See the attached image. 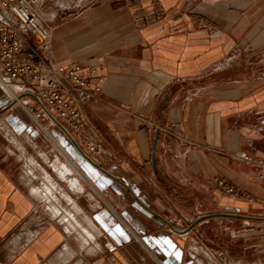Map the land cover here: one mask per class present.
<instances>
[{
	"label": "crops",
	"instance_id": "1",
	"mask_svg": "<svg viewBox=\"0 0 264 264\" xmlns=\"http://www.w3.org/2000/svg\"><path fill=\"white\" fill-rule=\"evenodd\" d=\"M59 1L37 0L45 55L84 64L90 89L104 77L84 110L116 157L0 88V264H264V0ZM52 182L90 243L51 210Z\"/></svg>",
	"mask_w": 264,
	"mask_h": 264
},
{
	"label": "built area",
	"instance_id": "2",
	"mask_svg": "<svg viewBox=\"0 0 264 264\" xmlns=\"http://www.w3.org/2000/svg\"><path fill=\"white\" fill-rule=\"evenodd\" d=\"M78 1L80 6L84 0ZM36 4L37 0H0V88L41 129L47 130L48 113L55 114L80 135L89 152L116 157L101 143L99 132L84 110L86 101L100 96L104 77L97 76V85L90 89L88 79L81 74L84 64L65 65L46 57L51 52L49 25ZM102 67L92 64L88 69L96 74ZM216 183L228 195L254 200L224 179ZM103 195L107 200L109 191ZM206 255L211 261L215 258L207 251Z\"/></svg>",
	"mask_w": 264,
	"mask_h": 264
},
{
	"label": "bare ground",
	"instance_id": "3",
	"mask_svg": "<svg viewBox=\"0 0 264 264\" xmlns=\"http://www.w3.org/2000/svg\"><path fill=\"white\" fill-rule=\"evenodd\" d=\"M5 92V91H4ZM6 93V92H5ZM7 94V93H6ZM44 131H46V129H44ZM6 133V132H5ZM53 140V139H52ZM55 142V141H54ZM53 142V143H54ZM56 146L60 149V151L66 156V158L69 160L70 164L72 165V167L77 170H79L78 164L68 155L66 154V152H64V150L62 149V147H60L57 143ZM63 174L65 176H67L68 178L70 177V182L71 184H75L76 183V178L74 177V175H72V171H68V172H63ZM48 178V177H47ZM52 178V177H51ZM63 179V178H62ZM49 180V179H48ZM54 180V179H53ZM50 181V180H49ZM75 181V182H74ZM46 183V182H45ZM49 184V183H48ZM56 186L55 182H52V186L47 188V191L45 192V198H47V201H49L50 206H51V210L54 212V214H60L62 215V217L66 220L67 222V226H70L72 229L78 231L80 234H82L84 236V238H86L87 242L90 243V240H92L93 238H95L94 234L89 232L88 229L83 225V220H85L83 218V220H81L80 218L76 217L73 214H67L68 212L66 211V207L64 208L61 205V201L62 198L60 196H58L57 194L52 193V189ZM59 187V186H57ZM37 190V189H36ZM35 190V191H36ZM49 190V191H48ZM55 190V189H53ZM54 192V191H53ZM59 192V191H58ZM56 193V192H55ZM62 194V193H61ZM63 197H65V199L71 203L74 206V202L72 197L65 193L63 194ZM42 198V197H41ZM47 203V202H46ZM75 207V206H74ZM71 210V209H69ZM68 210V211H69ZM77 210L79 211V209L77 208ZM83 213V212H82ZM55 216V215H54ZM83 216V215H82ZM86 216V214H85ZM80 219V220H79ZM90 220V219H89ZM63 222V221H62ZM92 224V223H91ZM85 240V239H84ZM93 241V240H92ZM199 248V247H198ZM203 250V249H202ZM203 252V251H202Z\"/></svg>",
	"mask_w": 264,
	"mask_h": 264
},
{
	"label": "rangeland",
	"instance_id": "4",
	"mask_svg": "<svg viewBox=\"0 0 264 264\" xmlns=\"http://www.w3.org/2000/svg\"><path fill=\"white\" fill-rule=\"evenodd\" d=\"M59 2H60V5L62 6V8H69L68 6H70L71 4L75 6V7H74L75 9L80 8V7H79V4H80L79 2H80V1H78V0H60ZM83 2H84V5H83V6H85V2H86V1H82L81 4H82ZM66 10H67V9H66ZM69 10H70V9H69ZM71 10H72V9H71ZM71 10H70V11H71ZM70 11H69V12H70ZM71 12L74 13L75 11H71ZM72 13H68V14H72Z\"/></svg>",
	"mask_w": 264,
	"mask_h": 264
},
{
	"label": "water",
	"instance_id": "5",
	"mask_svg": "<svg viewBox=\"0 0 264 264\" xmlns=\"http://www.w3.org/2000/svg\"><path fill=\"white\" fill-rule=\"evenodd\" d=\"M159 138L160 135L156 134L153 144V165L156 171H157V148H158Z\"/></svg>",
	"mask_w": 264,
	"mask_h": 264
}]
</instances>
